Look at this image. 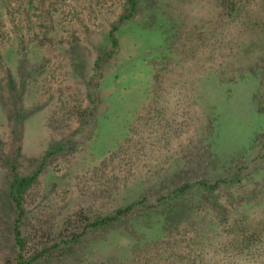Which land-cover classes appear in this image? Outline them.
<instances>
[{
    "label": "rangeland",
    "instance_id": "1",
    "mask_svg": "<svg viewBox=\"0 0 264 264\" xmlns=\"http://www.w3.org/2000/svg\"><path fill=\"white\" fill-rule=\"evenodd\" d=\"M54 144L24 195L40 241L241 180L89 229L49 264H264V0H0V189L5 155L30 174Z\"/></svg>",
    "mask_w": 264,
    "mask_h": 264
},
{
    "label": "trees",
    "instance_id": "2",
    "mask_svg": "<svg viewBox=\"0 0 264 264\" xmlns=\"http://www.w3.org/2000/svg\"><path fill=\"white\" fill-rule=\"evenodd\" d=\"M131 11L135 10L137 0H127ZM127 18V17H125ZM117 26H113L109 31V38L112 45L116 44L114 30ZM10 82H12L10 80ZM17 111V110H16ZM19 111V110H18ZM17 111V112H18ZM16 118L15 120L13 118ZM12 120L11 133L17 134V122L20 119V113H16ZM60 148L59 144L50 145L42 157L40 158L37 169L33 173H23L18 169V158L21 157L20 147L18 146L14 152H10L2 159V167H5L6 174L3 181V189H0V209L3 210L4 216H12L11 222V245L10 253L4 257L0 264H49L56 256L63 253H69L73 250L75 244L79 242L82 236L88 233L89 229L95 230L101 225L114 226L121 220L130 216L136 210H145L150 208H158L157 205L172 204L185 199L192 191H214L221 186L238 182L241 180L237 173L238 168L230 167L235 170L231 175H223L215 178L213 181L199 180L186 181L180 185L174 186L167 195L160 197L155 204L147 202V197L138 198L125 206H120L110 213L97 216L92 222H86L80 227H76L71 231L65 232L61 230L57 235L48 234L49 241H40L36 239L32 233L31 227L27 223L25 210L23 207L25 191L31 187L36 181L37 176L43 169L46 159L57 153Z\"/></svg>",
    "mask_w": 264,
    "mask_h": 264
}]
</instances>
